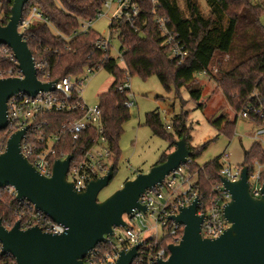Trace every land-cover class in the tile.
I'll return each mask as SVG.
<instances>
[{"label":"trees","instance_id":"16d2710c","mask_svg":"<svg viewBox=\"0 0 264 264\" xmlns=\"http://www.w3.org/2000/svg\"><path fill=\"white\" fill-rule=\"evenodd\" d=\"M13 1H1L2 26H6L10 19ZM106 1L30 0L23 9V19L28 18L35 8L48 22L34 21L25 33V40L34 60L48 64L50 81L79 76L86 69L97 70L99 66L113 76V86L99 97L98 106L113 157L111 165L114 166V175L120 158L119 141L123 125L130 119L129 109L124 107L128 96L117 91L126 75L138 76L144 81L157 77L165 91L172 93L174 90L178 98L184 89L190 100L200 108L206 106L201 103L204 88L200 84L205 78L216 84L228 107L235 112H241L249 103L258 106V100H264V27L260 22L263 6L253 4L252 0H204L208 8V14L204 15L198 0H181L186 12L181 8L180 0H158L161 16L170 21L188 51L185 63L176 66L168 58L169 49L163 45L155 27L150 5L143 2L141 15L135 25L136 31L124 20L113 22L109 28L111 38L117 36L120 43L122 68L114 59L102 63V53L94 50L95 42L102 36L95 31L87 34H81L80 31L84 23L96 20ZM4 49L8 48L0 46V69L17 68L16 63L4 59ZM203 72H206V77L199 78L198 75ZM78 118L76 113L48 115L45 117L50 125L48 132H59L63 125ZM187 119L186 113L173 119L171 129L175 131V137L167 134L159 110L146 115L145 125L155 136L170 142V151L177 140L186 139L192 152L191 163H187L186 167L190 172L198 170L194 189L202 198H207L212 187L220 183L219 171L222 166L219 159L202 169L196 165L208 145L193 152ZM237 121L236 118L230 120L228 113H222L210 123L219 135L231 137ZM254 123L263 127L260 121ZM5 133L0 132L2 135ZM95 138L94 131H88L77 143L69 137L63 138L56 159L64 160L72 156L74 167L92 147ZM244 154L242 166L248 167L250 172L255 162L264 165L262 144L255 142ZM167 156L164 155L158 164L165 162ZM16 209L15 199L7 190L0 188V221L5 228L11 229L15 225ZM166 244L163 246L166 247ZM108 247L100 248L106 250ZM0 264L16 262L10 256L0 255Z\"/></svg>","mask_w":264,"mask_h":264},{"label":"water","instance_id":"95a60500","mask_svg":"<svg viewBox=\"0 0 264 264\" xmlns=\"http://www.w3.org/2000/svg\"><path fill=\"white\" fill-rule=\"evenodd\" d=\"M29 1L14 0L7 25H0V46L13 52L23 76L0 80V132L8 128L7 105L11 97L20 93L33 97L55 90L56 82L39 81L33 55L24 35L18 32L23 9ZM26 132L27 129L13 134L6 151L0 154V188H13L17 201L30 203L68 231L61 235L44 233L39 228L22 231L19 223L8 230L0 221L1 255L12 257L16 264H84L90 252L115 236V229L128 227L125 216L136 210L146 214L147 208L140 204L141 197L186 165L192 156L186 139L182 138L165 162L147 174H138L100 202V193L114 178L113 165L104 177L91 181L85 192L77 193L66 180L73 157L56 161L51 178L40 175L22 153ZM248 178V167L242 169L237 182L220 178L231 195L223 210L230 227L217 239L201 236L204 217L197 215L198 198L189 207L180 209V214L171 220L185 227L184 236L178 245L167 247L169 259L158 264H264V185L261 198L255 199ZM139 248L137 245L128 252L122 251L114 264H133Z\"/></svg>","mask_w":264,"mask_h":264},{"label":"built area","instance_id":"2783aa9c","mask_svg":"<svg viewBox=\"0 0 264 264\" xmlns=\"http://www.w3.org/2000/svg\"><path fill=\"white\" fill-rule=\"evenodd\" d=\"M143 2L150 5L155 27L160 33L163 45L169 49V60L174 62L176 66H182L188 58V51L180 35L171 27L170 21L161 16L158 0H107L97 18H109L111 24L124 20L131 28L135 29L141 15V4ZM34 21L48 23L46 18L34 8L28 18H22L18 27V32L23 34L24 38L25 33ZM80 31L81 34L93 31V21L84 23ZM94 50L102 53V63L112 59L116 60L111 55L112 42L110 34L108 37L102 36L99 38L94 44ZM3 55L5 60L17 64L14 54L9 48L3 50ZM117 61L119 64L123 62L120 51L119 60ZM35 68L40 82L43 84L52 83L47 71V63L35 61ZM101 69L102 67L99 66L97 70L88 68L85 71L91 74ZM206 75V72H203L198 77L204 78ZM15 78H23L18 69V64L15 69H0V80ZM129 78L126 75L125 80L117 88L119 93H125L128 96V101L124 104L127 109L135 106L132 101L135 96L131 94ZM85 83L86 81L79 79L78 76H70L56 81L55 90L52 93H39L33 97L20 93L11 97L7 105L8 128L3 131L6 132L4 135L0 134V154L6 151L8 140L13 134L27 129L21 145L22 153L40 175L51 178L54 164L60 160L56 157L63 138L69 137L77 143L88 131H94L96 138L92 147L74 167H72V160L66 180L73 184L75 192L83 193L91 181L104 177L109 170L112 153L105 136L99 106L89 108L81 98ZM71 113H76L79 118L63 125L59 132H48L50 125L45 120L46 116ZM240 117L253 122H262L263 127L257 133L255 139L264 136V100L260 101L259 99L258 106L249 103L240 112ZM170 129L168 127V130ZM188 163H191V160ZM243 168V166H239L232 170L230 167L222 166L219 176L230 182H237L241 179ZM191 179L192 175L184 165L167 177L161 185L145 193L140 199V204L147 208V213L144 214L136 210L131 216H125L124 221L128 227L126 229H115V236L107 238L105 244H101L90 252L83 260L84 264H114L122 251L128 252L137 245H140V248L133 264H158L159 261H167L170 257L167 247L178 245L182 241L185 232V227L172 221L171 218L179 215L180 209L192 205L196 198L199 199L197 215L204 217L201 227L202 238L212 240L223 235L230 227L224 219L223 210L231 201V195L220 181L219 184L216 183L212 187L209 197L202 198L194 189L197 179L194 183ZM248 182L252 197L260 199L264 185L263 164L255 162L252 171H249ZM4 190H7L17 203L16 223L20 224L22 231L39 228L42 232L52 235H61L68 231L64 226L54 223L43 213L37 211L30 203L17 201L13 188ZM165 243H167L166 247L163 246ZM101 246L109 247L103 250L100 248ZM1 253L2 245L0 244V255Z\"/></svg>","mask_w":264,"mask_h":264},{"label":"rangeland","instance_id":"374dc122","mask_svg":"<svg viewBox=\"0 0 264 264\" xmlns=\"http://www.w3.org/2000/svg\"><path fill=\"white\" fill-rule=\"evenodd\" d=\"M198 2L201 12L207 15L208 8L205 1L198 0ZM252 3L264 7V0H252ZM180 6L186 12L181 0ZM260 22L264 27V13ZM110 25L109 18H97L93 21V31L100 36L108 37ZM111 42V55L119 60L120 43L117 36L114 35ZM120 64L123 68L122 63ZM78 77L86 81L85 86L82 88L81 98L89 108L98 106L99 97L106 94L114 83L113 76L103 69L91 74L85 71ZM129 80L131 94L135 96L132 99L135 106L129 109L130 119L123 125V134L119 141L120 158L116 173L109 186L100 193L98 197L100 202L122 189L127 182L134 180L138 174L149 173L153 167L157 166L164 155H169L170 142L167 139L155 136L152 130L145 125L146 115L156 110H159L161 122L167 134L174 137L175 131L167 128L172 127L173 119L176 116L182 113L188 114L186 126L190 129V145L193 152L208 145L207 149L197 159L196 165L199 169L219 159L221 166L230 167L233 170L243 165L245 161L244 153L249 151L255 142L262 144L264 148V136L255 139L262 126L259 127L252 120L242 119L240 111L231 110L220 90L216 88V84L209 78H205L200 82L204 88V98L201 103L206 105L203 108H200L196 102L191 101L188 92L184 89L180 92V98L177 97L174 90L172 93H167L157 77H151L144 81L135 76L130 77ZM222 113H228L232 121L235 118L238 119L231 137L225 134L219 135V132L210 123ZM174 150L175 147L171 148V153ZM112 158L109 161V168L112 166ZM190 173L192 175L191 180L194 183L197 179L198 170Z\"/></svg>","mask_w":264,"mask_h":264},{"label":"crops","instance_id":"0c3cea01","mask_svg":"<svg viewBox=\"0 0 264 264\" xmlns=\"http://www.w3.org/2000/svg\"><path fill=\"white\" fill-rule=\"evenodd\" d=\"M263 137V136H262ZM171 153V151L170 150H168V154H170Z\"/></svg>","mask_w":264,"mask_h":264}]
</instances>
